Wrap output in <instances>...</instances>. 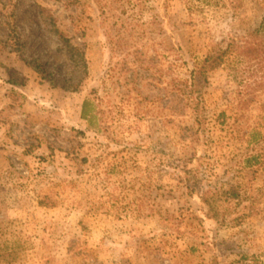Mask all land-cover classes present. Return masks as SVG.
Wrapping results in <instances>:
<instances>
[{
  "label": "rangeland",
  "instance_id": "obj_1",
  "mask_svg": "<svg viewBox=\"0 0 264 264\" xmlns=\"http://www.w3.org/2000/svg\"><path fill=\"white\" fill-rule=\"evenodd\" d=\"M263 19L264 0H0V264H264V42L248 45ZM10 23L57 86L11 51ZM55 27L86 46L77 93Z\"/></svg>",
  "mask_w": 264,
  "mask_h": 264
},
{
  "label": "trees",
  "instance_id": "obj_2",
  "mask_svg": "<svg viewBox=\"0 0 264 264\" xmlns=\"http://www.w3.org/2000/svg\"><path fill=\"white\" fill-rule=\"evenodd\" d=\"M12 18H15V11L12 13ZM10 34L8 36L9 40H14L11 51L20 55L22 60L25 62L26 66L42 76L43 79L49 81L54 87L57 86L56 78L48 72V64L41 61L40 59H27L23 54L22 50L26 46L25 41L18 32L14 23L9 25ZM55 35L60 37V40L63 43V50L68 54V61L73 66L72 73L69 77L62 79L63 85L61 88L67 92L77 93L82 87L83 83L88 79L89 76V65L86 56V46L81 43H74L73 39L64 37L61 35L58 29H54ZM248 45L250 47V52L252 55L259 54L261 44L264 42V19L260 26L249 34ZM228 54V49H222L217 47L216 50L210 54L208 57L203 60L200 65L193 71L191 75V80L186 86L191 90L189 96L195 100H198L202 97L201 88L208 83V75L217 70L224 62L226 55ZM8 83L12 86L19 87L25 86L27 79L21 77L16 69H8ZM198 93V94H197ZM198 96V97H197ZM196 108V124L190 129L192 133V141L198 143L202 139V134L204 130L205 116L203 117L202 110L200 109V102L195 104ZM81 118L88 122L90 126L93 124V120L96 119L95 115V105L93 101L89 98L86 99L82 105ZM258 139H255V142H258ZM261 144V143H259ZM185 180L189 183H195L197 181L195 173L185 170ZM224 197L229 201H239L240 192L236 188L229 189L223 193ZM201 201L204 206H207L210 210L209 215H212L211 218L219 219L218 215L215 213L217 211L214 205V198L201 197ZM225 222V221H223ZM242 223V219H233L232 224L239 225Z\"/></svg>",
  "mask_w": 264,
  "mask_h": 264
},
{
  "label": "crops",
  "instance_id": "obj_3",
  "mask_svg": "<svg viewBox=\"0 0 264 264\" xmlns=\"http://www.w3.org/2000/svg\"><path fill=\"white\" fill-rule=\"evenodd\" d=\"M6 83H7L8 86H10V88H11V87H15V86L10 85L7 81H6ZM5 125H6L5 123H2V124L0 123V127H2V128H3Z\"/></svg>",
  "mask_w": 264,
  "mask_h": 264
}]
</instances>
